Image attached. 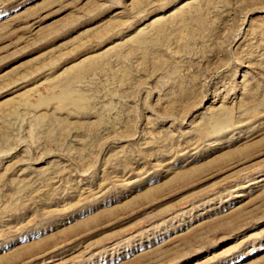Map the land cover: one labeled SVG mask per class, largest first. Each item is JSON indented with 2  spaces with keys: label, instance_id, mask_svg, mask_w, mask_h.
I'll list each match as a JSON object with an SVG mask.
<instances>
[{
  "label": "rangeland",
  "instance_id": "374dc122",
  "mask_svg": "<svg viewBox=\"0 0 264 264\" xmlns=\"http://www.w3.org/2000/svg\"><path fill=\"white\" fill-rule=\"evenodd\" d=\"M0 264H264V0H0Z\"/></svg>",
  "mask_w": 264,
  "mask_h": 264
},
{
  "label": "bare ground",
  "instance_id": "6f19581e",
  "mask_svg": "<svg viewBox=\"0 0 264 264\" xmlns=\"http://www.w3.org/2000/svg\"><path fill=\"white\" fill-rule=\"evenodd\" d=\"M185 4V3H184ZM158 18H161V16H156V19L159 20ZM179 18L181 20H186L189 18V14L186 13V11H182L179 12ZM163 19V17H162ZM184 22V21H183ZM160 24V22H159ZM162 24V23H161ZM163 25V24H162ZM93 69V64H87V65H81V63L76 64L75 66H73L71 69H69L65 74H64V78L65 83L63 84L64 89L62 90V93H69V92H73L74 91V85H75V81L79 78H81V74L83 73V71H89L91 72ZM64 91V92H63ZM74 93V92H73ZM68 96L71 97V95L67 94ZM76 95V94H75ZM74 96V95H73ZM79 96L78 100L77 97H72L75 98L76 100L74 101L75 106H80L79 104L83 102V98L82 96H84V93L81 91V89L77 90V95ZM69 97V99H70ZM71 101H73L72 99H70ZM69 100V101H70ZM86 101V100H84ZM77 104V105H76ZM84 105V104H83ZM74 106V105H73ZM212 119V118H211ZM212 121V120H211Z\"/></svg>",
  "mask_w": 264,
  "mask_h": 264
}]
</instances>
